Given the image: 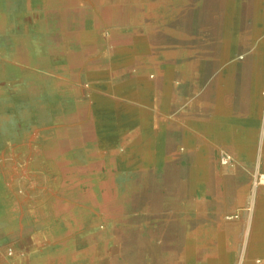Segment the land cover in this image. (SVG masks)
Returning <instances> with one entry per match:
<instances>
[{
    "label": "crops",
    "instance_id": "obj_1",
    "mask_svg": "<svg viewBox=\"0 0 264 264\" xmlns=\"http://www.w3.org/2000/svg\"><path fill=\"white\" fill-rule=\"evenodd\" d=\"M131 28L23 77L0 56V264H264V27L252 56Z\"/></svg>",
    "mask_w": 264,
    "mask_h": 264
},
{
    "label": "rangeland",
    "instance_id": "obj_2",
    "mask_svg": "<svg viewBox=\"0 0 264 264\" xmlns=\"http://www.w3.org/2000/svg\"><path fill=\"white\" fill-rule=\"evenodd\" d=\"M131 1L0 0V56L8 61V65H20L23 77L26 75L25 69L31 66L44 69L51 53L54 59L58 60L57 63H60L62 42L56 40L58 37L63 38L62 41L67 47L63 46L68 51H74L79 50L83 44L93 43L90 40L95 29L121 31V36H118L120 40L124 37L126 27H133V33L147 29L149 42H158L160 33L162 36V30L168 27L176 28V38H184V27H187L189 41L196 44L204 41L218 44L223 42L224 30L227 27L232 29L230 41L232 38L234 44L243 46L240 50L242 56H252L259 42L254 32L259 27H264V0H215L210 11L213 15L211 19L200 17V11L208 0H153L151 13L145 18L141 11H131L133 16H130V6L134 7V4L140 3L141 0ZM185 13L190 16L182 17ZM165 31L170 33V36L174 32ZM51 36L54 37V42L46 40ZM76 68L77 66L70 64V75ZM7 71L8 69H5L4 72ZM260 175L253 179L255 187H264L257 183ZM100 231L103 233L105 228L101 226ZM120 246L118 243H102V251L112 249L111 252L115 254L119 252ZM45 249L50 254L61 256L67 248L57 244L49 245ZM105 261L102 259V262ZM112 261L120 263L122 260ZM137 261L146 263L147 260ZM55 262L63 264V259ZM149 264H186V260L165 258L149 260Z\"/></svg>",
    "mask_w": 264,
    "mask_h": 264
},
{
    "label": "built area",
    "instance_id": "obj_3",
    "mask_svg": "<svg viewBox=\"0 0 264 264\" xmlns=\"http://www.w3.org/2000/svg\"><path fill=\"white\" fill-rule=\"evenodd\" d=\"M230 160L228 156H225L223 159V163H227ZM258 185H263L264 186V174H261L258 179H257Z\"/></svg>",
    "mask_w": 264,
    "mask_h": 264
},
{
    "label": "bare ground",
    "instance_id": "obj_4",
    "mask_svg": "<svg viewBox=\"0 0 264 264\" xmlns=\"http://www.w3.org/2000/svg\"><path fill=\"white\" fill-rule=\"evenodd\" d=\"M206 8H208V6L206 5ZM204 10V9H203ZM205 11V10H204ZM259 31V28H258V30H257V32ZM65 251H66V249H65ZM63 255H65V254H63ZM63 255H61V256H63ZM186 260L189 262V263H191L192 264V259H190V258H188V257H186Z\"/></svg>",
    "mask_w": 264,
    "mask_h": 264
}]
</instances>
